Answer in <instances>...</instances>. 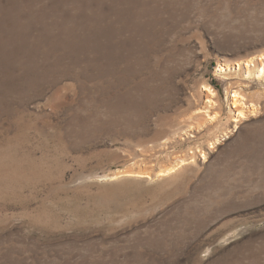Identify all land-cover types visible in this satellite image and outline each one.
I'll return each instance as SVG.
<instances>
[{"label":"rangeland","instance_id":"374dc122","mask_svg":"<svg viewBox=\"0 0 264 264\" xmlns=\"http://www.w3.org/2000/svg\"><path fill=\"white\" fill-rule=\"evenodd\" d=\"M263 53L264 0H0V264H264Z\"/></svg>","mask_w":264,"mask_h":264},{"label":"bare ground","instance_id":"6f19581e","mask_svg":"<svg viewBox=\"0 0 264 264\" xmlns=\"http://www.w3.org/2000/svg\"><path fill=\"white\" fill-rule=\"evenodd\" d=\"M25 4V3H24ZM61 10V9H60ZM30 11V10H29ZM35 29V28H34ZM67 50V49H66ZM244 67L245 74L248 78L255 77L259 80H264V53L257 56L254 59H250L243 64H239V69ZM230 69L227 65H220L219 71L226 72ZM206 89V101L205 106L200 109V112L203 114V117L207 120L211 119L214 121L218 118L219 113L213 112V109L216 107L217 102L215 97L217 96L216 91L212 87H205ZM231 96V103H232V110L235 113L234 122L236 123V127L238 126L239 122L244 121L250 115L255 114L258 111V107L254 103H250L248 98L239 90H234L230 94ZM229 135L228 132L224 133L222 138H226ZM222 138H218L211 146H215L220 144ZM177 171V164L176 165H169L165 168H162L160 172L157 174L158 177L168 176L172 173ZM143 171L130 173L133 174H142ZM123 174H128L124 172ZM119 175H122L120 173Z\"/></svg>","mask_w":264,"mask_h":264}]
</instances>
